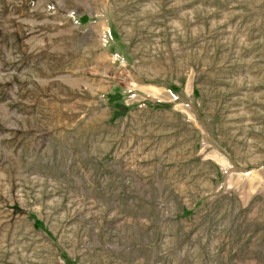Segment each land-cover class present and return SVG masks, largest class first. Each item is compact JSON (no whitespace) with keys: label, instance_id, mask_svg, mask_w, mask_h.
<instances>
[{"label":"rangeland","instance_id":"1","mask_svg":"<svg viewBox=\"0 0 264 264\" xmlns=\"http://www.w3.org/2000/svg\"><path fill=\"white\" fill-rule=\"evenodd\" d=\"M0 264H264V0H0Z\"/></svg>","mask_w":264,"mask_h":264}]
</instances>
